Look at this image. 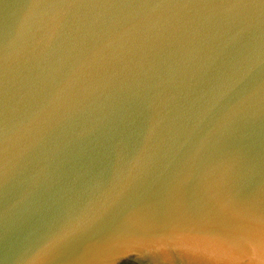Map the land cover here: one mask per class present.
Returning a JSON list of instances; mask_svg holds the SVG:
<instances>
[{
  "label": "water",
  "instance_id": "1",
  "mask_svg": "<svg viewBox=\"0 0 264 264\" xmlns=\"http://www.w3.org/2000/svg\"><path fill=\"white\" fill-rule=\"evenodd\" d=\"M264 0H0V264H264Z\"/></svg>",
  "mask_w": 264,
  "mask_h": 264
},
{
  "label": "snow or ice",
  "instance_id": "2",
  "mask_svg": "<svg viewBox=\"0 0 264 264\" xmlns=\"http://www.w3.org/2000/svg\"><path fill=\"white\" fill-rule=\"evenodd\" d=\"M262 215H264V210H262ZM38 264H43V261H38Z\"/></svg>",
  "mask_w": 264,
  "mask_h": 264
}]
</instances>
